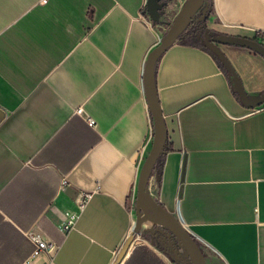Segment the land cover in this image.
I'll list each match as a JSON object with an SVG mask.
<instances>
[{
    "label": "crops",
    "instance_id": "0c3cea01",
    "mask_svg": "<svg viewBox=\"0 0 264 264\" xmlns=\"http://www.w3.org/2000/svg\"><path fill=\"white\" fill-rule=\"evenodd\" d=\"M183 1L175 0L170 19ZM144 2L0 0V264L114 262L133 225L137 175L153 136L141 76L161 36L160 24L143 19ZM210 3L208 29L264 34V0ZM219 46L257 96L263 57ZM154 80L173 145L154 196L177 211L205 264H264V105L247 110L196 35L163 51ZM62 175L70 184L60 188ZM96 186L63 232L78 190ZM31 229L56 245L51 255L33 254ZM116 264L189 263L146 236Z\"/></svg>",
    "mask_w": 264,
    "mask_h": 264
},
{
    "label": "water",
    "instance_id": "95a60500",
    "mask_svg": "<svg viewBox=\"0 0 264 264\" xmlns=\"http://www.w3.org/2000/svg\"><path fill=\"white\" fill-rule=\"evenodd\" d=\"M172 0H145L144 7L148 18L153 23H160ZM207 0H184L174 14L165 33L158 42L147 52L142 66V88L153 122V136L151 146L144 157L137 175L135 197L133 201L134 221L129 233L117 251L112 264H116L122 257L133 235L142 231L146 221H150V241L162 252L170 257H182L189 264H205L204 255L198 240L182 223L177 211H170L160 199L153 196L148 188V181L154 166L160 156L165 153L167 142V128L158 102L154 72L155 65L163 51L178 38L187 34L193 23L203 18L206 13ZM206 24L199 34H195L202 47L215 55L220 64L227 70V78L231 89L236 93L240 102L251 111L264 105V89L255 97L245 91L241 80L233 68L230 60L220 48L219 44L238 45L248 48L264 59V41H258L253 36L218 32L210 35ZM215 32V31H212ZM157 168V173H158ZM157 179H160L158 175ZM157 180V185L158 183ZM154 225H157L154 228ZM153 228V230H152ZM159 232V233H158Z\"/></svg>",
    "mask_w": 264,
    "mask_h": 264
},
{
    "label": "built area",
    "instance_id": "2783aa9c",
    "mask_svg": "<svg viewBox=\"0 0 264 264\" xmlns=\"http://www.w3.org/2000/svg\"><path fill=\"white\" fill-rule=\"evenodd\" d=\"M46 0H40V3L45 2ZM144 15V14H143ZM146 15V14H145ZM144 15V20L146 22H149V19L147 16ZM76 112L79 114H83V110L81 109V107H78L76 109ZM85 119L87 121V123L89 125H94L95 124V120L88 116L85 115ZM70 184L69 179L65 176L62 175L59 180H58V186L60 188L66 186ZM97 189V186L94 187L93 189L90 190H84V189H79L78 190V194L77 197L75 199V208L73 210H68L65 212V217L61 223V230L63 232H67L69 231L75 224L79 214L81 213V211L84 209V207L86 206L88 200L91 197V194ZM28 236L30 237V239H32V241L35 243V248L33 250V254H36L38 252H44L48 255H51V253L55 250L56 245L52 242L49 241H45L43 239L40 238L39 234L37 232H35L33 229H31L28 232Z\"/></svg>",
    "mask_w": 264,
    "mask_h": 264
},
{
    "label": "rangeland",
    "instance_id": "374dc122",
    "mask_svg": "<svg viewBox=\"0 0 264 264\" xmlns=\"http://www.w3.org/2000/svg\"><path fill=\"white\" fill-rule=\"evenodd\" d=\"M173 6H175V0L171 1L170 5L167 8L168 11L167 10L164 11V16H163L162 21L160 23H156V24H160V27L159 26H155L156 29L159 31L160 36H162L165 33L169 23L171 22V19H170V14L171 13L169 12V10L171 11ZM230 46H232V45H230ZM233 46H235V45H233ZM236 47H239V46H236ZM156 180H157V168L154 169V171L152 172V177L148 181V188H149L150 193L153 196H154V193L156 192ZM150 225H152V223L150 221H146L144 223V225H143L142 231L139 232L138 234L135 233L133 235V238L130 241V243H133V242L136 243L138 241H141L142 238L146 237V236L149 238L150 237V232L149 231L151 230V229H149ZM152 230H153V228H152ZM168 256L170 257V255H168ZM177 259H178V257H177Z\"/></svg>",
    "mask_w": 264,
    "mask_h": 264
},
{
    "label": "trees",
    "instance_id": "16d2710c",
    "mask_svg": "<svg viewBox=\"0 0 264 264\" xmlns=\"http://www.w3.org/2000/svg\"><path fill=\"white\" fill-rule=\"evenodd\" d=\"M206 7L207 8H206L205 15L203 16V18H201L200 20H198L195 23H193V25L191 26V28L187 32L188 36H194L195 34H199L201 32V29L205 26V23H206L207 18H208V14L211 12L210 0L206 1ZM142 13L146 14L145 7L142 8ZM214 33H218V32L215 31ZM254 39H256L258 41H264V34L256 32L254 34ZM214 57L217 59V57L215 55H214ZM218 62H219V60H218ZM223 69L227 73V70L224 67H223ZM170 149H173V145L171 143H166L165 146H164V150L167 151V150H170ZM162 156H163V154L160 156L159 160L156 162V165L154 166L155 168H158L159 172H161ZM159 180H158V183H159ZM156 227H157V225H154V228H156Z\"/></svg>",
    "mask_w": 264,
    "mask_h": 264
},
{
    "label": "flooded vegetation",
    "instance_id": "af4514ba",
    "mask_svg": "<svg viewBox=\"0 0 264 264\" xmlns=\"http://www.w3.org/2000/svg\"><path fill=\"white\" fill-rule=\"evenodd\" d=\"M207 8V7H206ZM208 33L210 34V35H213V34H215L214 32H212V31H208ZM220 45V44H219Z\"/></svg>",
    "mask_w": 264,
    "mask_h": 264
},
{
    "label": "bare ground",
    "instance_id": "6f19581e",
    "mask_svg": "<svg viewBox=\"0 0 264 264\" xmlns=\"http://www.w3.org/2000/svg\"><path fill=\"white\" fill-rule=\"evenodd\" d=\"M133 224V223H132ZM131 226H133V225H131ZM130 228H132V227H130Z\"/></svg>",
    "mask_w": 264,
    "mask_h": 264
}]
</instances>
